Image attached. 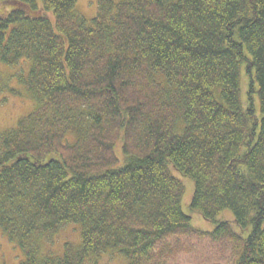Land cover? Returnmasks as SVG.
I'll use <instances>...</instances> for the list:
<instances>
[{"label": "trees", "instance_id": "obj_1", "mask_svg": "<svg viewBox=\"0 0 264 264\" xmlns=\"http://www.w3.org/2000/svg\"><path fill=\"white\" fill-rule=\"evenodd\" d=\"M0 2V63H29L34 104L0 134V230L18 264H164L175 236L264 264V0H97L90 20L76 0ZM173 172L212 231L191 225ZM67 224L79 245L43 254L36 241Z\"/></svg>", "mask_w": 264, "mask_h": 264}, {"label": "rangeland", "instance_id": "obj_2", "mask_svg": "<svg viewBox=\"0 0 264 264\" xmlns=\"http://www.w3.org/2000/svg\"><path fill=\"white\" fill-rule=\"evenodd\" d=\"M6 9L5 4L0 2V12ZM75 9L86 20H90L97 13V0H76ZM28 71L29 63L19 62L9 66L0 63V134L15 128L21 118L34 110L33 101L29 99L22 81L26 78ZM12 91H18L20 94H14ZM246 92L247 83L241 84L243 103ZM67 140L72 142L75 137L68 135ZM121 144L120 139L115 141V152L119 157V163H122L123 160ZM173 174L183 184L182 207L190 215L191 225L201 231H212L215 226L214 223L204 220L199 214L188 208L193 192L192 180L175 172ZM217 220L232 221L233 214L229 210H224L217 216ZM75 228L73 224L64 225L56 234L39 238L35 244L38 245L43 254L52 252L56 255H62L65 242L74 246L80 243L79 232ZM159 247L162 251L158 260L164 264H232L235 259L234 247L219 237L175 236L163 241ZM23 257L19 247L13 244L0 230V264H18ZM154 258L151 260L153 261ZM104 260L107 261L108 258L105 256ZM122 262L121 258L116 257L110 260L109 264H122Z\"/></svg>", "mask_w": 264, "mask_h": 264}]
</instances>
